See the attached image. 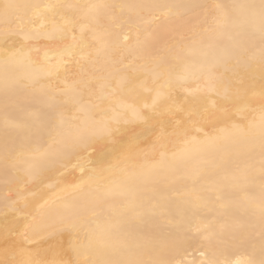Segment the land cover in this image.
Here are the masks:
<instances>
[{
  "label": "bare ground",
  "instance_id": "obj_1",
  "mask_svg": "<svg viewBox=\"0 0 264 264\" xmlns=\"http://www.w3.org/2000/svg\"><path fill=\"white\" fill-rule=\"evenodd\" d=\"M237 3L259 0H0V55L18 50L0 61V264L167 261L176 236L197 258L211 256L203 234L191 230L198 223L217 234L212 258L250 251L242 234L259 256L260 101L252 90L261 79L257 71L237 80L213 66L231 31L219 15L231 10L216 6ZM6 4L30 7L6 20ZM46 4L75 5L62 11L79 23L100 19L95 31L75 30L88 46L65 56L55 74L37 64L72 41L30 31L36 6ZM139 4L163 6L142 13L160 20L139 31L128 8L81 7ZM248 54L259 61L258 41ZM244 104L249 111L236 115ZM204 109L216 112L210 122L199 120ZM248 118L250 128L238 123ZM161 129L164 146L152 151ZM77 136L82 147L49 163ZM93 169L92 183L73 187Z\"/></svg>",
  "mask_w": 264,
  "mask_h": 264
},
{
  "label": "snow or ice",
  "instance_id": "obj_2",
  "mask_svg": "<svg viewBox=\"0 0 264 264\" xmlns=\"http://www.w3.org/2000/svg\"><path fill=\"white\" fill-rule=\"evenodd\" d=\"M20 7H30L28 5H16V4H6L4 8V16L7 20L9 11L13 9H18ZM37 11L33 13L29 20L30 31L36 32H50V33H67L72 41L71 47H59L56 46V50L51 56L45 55L44 65L41 66L37 64V69L41 67L45 68L49 73L55 74L61 70V67L66 65L68 61L64 59L65 56H74L77 54L83 55V50L88 46L87 41L84 39L83 35L77 36L75 33L76 29H79L81 33L85 29L97 30L96 25L100 23L99 14L93 16L89 22L79 23L74 16H65L63 13L64 8H74L75 5H65V4H46L42 8L36 6ZM87 8H107V7H117L123 11L125 8L133 11L135 16L138 17V22L134 25L137 31L140 30L142 25L156 23L160 20V16L153 14L150 18L145 19L142 13L148 9H154L163 7L156 4H139V5H89L81 6ZM171 7V6H168ZM217 8L230 9L231 12L225 10L222 11L220 15V22L225 28H230L231 31L227 33L230 45L224 48L215 58L213 66H219L225 70L231 71L237 80H245L250 77H254L256 72L259 71L261 86L259 91L255 88L252 90L253 98L258 97L259 104V120L261 125V168H260V185H259V208H260V235H261V245L259 250V256L257 257L255 251V245L251 243L250 236L242 234L238 239L239 243L243 246L245 243L248 245V251L246 249V254L238 256L235 260H217L212 257L215 256V250L211 248L212 241L216 238V233L212 231L211 227L207 223H198L192 226V231L194 233H202L203 239L208 241L209 248L211 251V256H206L203 252L199 253V257L190 251L191 245L187 244L186 240L180 236L174 237L173 252L175 256L171 260L167 261H142L133 259H98L96 261H91L90 264H264V0H259V3H249V4H232L227 6L217 5ZM52 13V17L48 18L45 13ZM7 27V24L5 25ZM24 31L23 25H21V32ZM28 37L25 36V39ZM56 39L58 42H63L64 36L57 35ZM257 41L259 45L260 58L258 62H254V58L248 54L255 51L257 47ZM17 49H5L4 54L0 55V61L5 64L9 62L12 56L16 55ZM55 61L56 63H53ZM35 63V61H33ZM50 65V67H49ZM179 71V69H177ZM114 91V89H109L108 93H105V97ZM152 100V104H156V99L148 97ZM158 99V97H157ZM251 105L244 104L243 106H238L235 109V114L238 115L242 112L249 111ZM179 110V109H177ZM222 111L228 115L230 109L224 107ZM191 115V113H190ZM199 120L205 123L210 122L215 116L216 112L208 113V109H204L202 113L198 114ZM252 119L248 118L246 120H241L238 123L244 124L245 128H250L252 126ZM191 123V121H190ZM19 126V125H13ZM165 133L161 129L159 135L157 136V145L152 146V151H156L157 147H163V138ZM86 141L82 137H75L66 140L61 148V150L55 154L49 163H55L60 156L66 155L79 147H82ZM83 173V169H82ZM97 173L93 169L88 175H81L78 184L73 185L75 188L83 187L92 183L96 179ZM178 214L180 210H177ZM143 223V221H142ZM152 226L144 223L145 231L151 230Z\"/></svg>",
  "mask_w": 264,
  "mask_h": 264
}]
</instances>
